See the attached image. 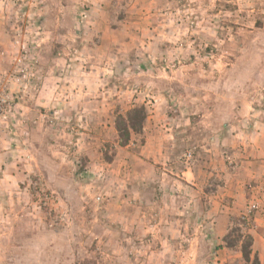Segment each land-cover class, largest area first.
Wrapping results in <instances>:
<instances>
[{"label":"rangeland","instance_id":"374dc122","mask_svg":"<svg viewBox=\"0 0 264 264\" xmlns=\"http://www.w3.org/2000/svg\"><path fill=\"white\" fill-rule=\"evenodd\" d=\"M58 57L61 73L82 76L81 112L67 114L58 132L41 115L33 122L31 139L51 172L28 176L20 167L19 183L33 192L9 196L19 209L0 221V232L13 235L8 248L0 242V264L224 260L217 242L195 238L201 210L183 205L197 192L182 173L195 156L183 154L243 109L264 107V0H0V81L14 95L3 117L21 99L11 83L51 72ZM136 106L147 116L126 139L118 125ZM56 139L65 160L48 146ZM149 139L178 140L176 156L145 158ZM230 226L228 242L247 240Z\"/></svg>","mask_w":264,"mask_h":264},{"label":"crops","instance_id":"0c3cea01","mask_svg":"<svg viewBox=\"0 0 264 264\" xmlns=\"http://www.w3.org/2000/svg\"><path fill=\"white\" fill-rule=\"evenodd\" d=\"M60 61L59 57L55 60L51 72L36 74L31 80L19 78L11 83V89L17 91L21 99L15 112L6 117L0 116V221H7L5 218L8 216L12 218L11 213L19 209L18 204L9 200L10 195L33 192L28 185L19 183L21 166H24V173L28 176L50 175L48 165L44 164L45 155L39 152V143L32 140L29 133L33 122H37V117L41 115L44 125L58 132L64 128L66 121L63 119L67 114L76 119L81 112L79 79L82 76L61 73L63 66ZM55 69L57 73H54ZM147 122L148 127L153 125L150 117ZM154 124L158 125L157 121ZM9 125L14 127L9 130ZM226 126L228 129H219L211 142L201 140L197 146L191 144L195 156L193 165L182 173L188 175L187 182L192 184L191 189L197 194L196 198L187 199L183 205L201 210L197 221L194 219L201 226V234L195 237H199V244L208 240L217 242L215 254L224 256V260L220 256L216 257L217 260L210 257L209 264H239L243 257L242 240L233 245L227 242L230 225L242 227L251 236L250 256H256L259 264H264V107L243 109ZM47 141L48 146L57 145V157L65 160L64 141L56 139L55 144ZM91 141L85 140L88 143ZM177 143L178 140H145L141 153L148 159L151 155L159 160L171 159L178 152ZM128 146L126 144L123 148ZM127 157L123 155L121 165L128 162ZM176 175L177 178L181 176L180 173ZM211 177L215 182L209 184ZM194 185L197 187L194 188ZM175 189L178 191L177 186L170 187V190ZM176 221L173 223H185L181 219ZM186 222L190 223L189 217ZM12 238V234L0 232V242L5 248L9 247ZM197 256H203L202 252L197 251Z\"/></svg>","mask_w":264,"mask_h":264},{"label":"trees","instance_id":"16d2710c","mask_svg":"<svg viewBox=\"0 0 264 264\" xmlns=\"http://www.w3.org/2000/svg\"><path fill=\"white\" fill-rule=\"evenodd\" d=\"M146 116L147 115H146L145 106H136L131 110H129L126 119H121L122 121H125L127 123L124 126L118 125V129L121 132V135L126 139H128L130 135V130L138 131L143 126V122L145 121ZM239 229L238 231H242V229L241 230ZM229 234L226 236L227 240L229 238ZM239 235L243 236L242 234ZM247 237H248L247 240L245 242L243 241L241 248L245 260H249L251 257L250 253H251L252 238L250 235ZM228 243L229 245L236 244L235 242H228ZM254 262H256V264H259V260L256 256H254Z\"/></svg>","mask_w":264,"mask_h":264},{"label":"built area","instance_id":"2783aa9c","mask_svg":"<svg viewBox=\"0 0 264 264\" xmlns=\"http://www.w3.org/2000/svg\"><path fill=\"white\" fill-rule=\"evenodd\" d=\"M14 102V95L9 91V87L6 83L0 81V115H4L9 107ZM183 156L185 160L189 161L193 159V151L189 150L184 152Z\"/></svg>","mask_w":264,"mask_h":264}]
</instances>
